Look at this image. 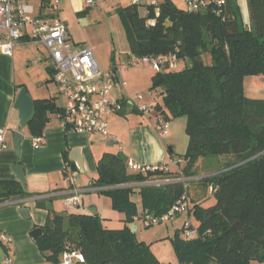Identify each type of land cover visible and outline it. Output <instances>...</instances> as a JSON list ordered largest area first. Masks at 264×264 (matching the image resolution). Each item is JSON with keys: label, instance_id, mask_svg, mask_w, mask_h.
I'll use <instances>...</instances> for the list:
<instances>
[{"label": "trees", "instance_id": "trees-1", "mask_svg": "<svg viewBox=\"0 0 264 264\" xmlns=\"http://www.w3.org/2000/svg\"><path fill=\"white\" fill-rule=\"evenodd\" d=\"M249 2L250 25H244L228 4L225 19L212 10L187 12L171 0L147 5V17L139 14V5L125 9L135 54L179 49V57L191 61L179 70L156 73L151 86L158 90L157 108L169 120L170 115L186 117L189 146L182 171L134 172L124 154L105 153L93 185L125 215L124 226L106 227L99 214L57 212L52 200L38 201L48 211L44 235L36 242L45 264H59L66 249L80 250L85 264H162L151 243L139 240L131 226L146 212L164 214L185 194L189 211L172 238L179 264L264 262V99L245 96L242 87L246 76L264 75V0ZM156 8L160 16L155 25L146 26L147 18L156 17ZM206 31L213 38L212 48ZM48 70L54 75L51 66ZM35 104V116L26 126L32 137L43 136L49 114L63 110L54 98L36 99ZM201 161L209 170L204 176L197 172ZM154 179L173 181L146 184ZM187 181L200 182L208 195L216 185L215 203L191 197ZM134 193L140 201L133 199ZM28 196L20 182H0V202ZM188 219L197 229L194 238L180 237ZM238 221L242 230L233 227ZM2 246L9 251L10 244Z\"/></svg>", "mask_w": 264, "mask_h": 264}, {"label": "crops", "instance_id": "crops-1", "mask_svg": "<svg viewBox=\"0 0 264 264\" xmlns=\"http://www.w3.org/2000/svg\"><path fill=\"white\" fill-rule=\"evenodd\" d=\"M171 1L175 5L174 1ZM249 1L228 0L229 7L236 10L237 16L244 25L251 23ZM71 3L73 9L78 13L84 11L83 8L87 4L86 0H71ZM139 6L144 7L143 17H147L149 15L147 5ZM180 9L187 11L185 6ZM155 12L156 17L147 18L146 26L155 25L156 18L160 16L159 8H156ZM204 12L206 10L199 11V13ZM62 20L67 24L73 44L77 48L84 47L85 45L74 41L68 22L63 18ZM29 44L25 40L19 41L14 47L12 55L0 51V129L7 130L5 135L7 147H0V182L18 181L12 167L15 164H23L27 177V190L30 193L28 197L0 202V234L1 232L5 233L10 244L8 252L0 245V264H45V258L37 245L38 243L30 235L35 227H43L48 218L47 209L39 207L38 201L52 200L51 205L55 210L57 204L60 203L68 210L67 212L82 214L92 213V210H96L104 223L106 219L104 216L106 214L105 202L99 204L94 201L93 196H90L92 199L88 205L85 194L100 195L93 183L98 178V162L105 153H122L128 161L132 160L137 164L168 165L171 172H178L179 167L183 165L179 166L173 163L174 160H177L174 155V140L169 136L158 135L155 129V117L141 114L136 106L131 104L127 105L121 113L111 112L107 115L110 136L100 132L67 130L62 126L57 113H51L42 136L43 144L35 147L28 128H20V114L14 106L21 90L18 86H26L35 100L54 98L58 107H64L66 99L64 98L65 101L62 102L59 100L62 94L54 80V75L48 70L52 64L46 68L49 74L45 81L49 83L46 82L43 86L32 91L28 87L25 76L28 71L23 57L29 50ZM131 53L135 54L130 45L124 54V56L126 55L124 59ZM43 60L46 59L42 57L40 61ZM97 62L103 71L110 72L120 61L114 57L112 63L100 59H97ZM119 77L127 81L125 71ZM49 80L54 81L56 88L52 87ZM134 89L127 81V85L116 88L113 95L119 99H128L135 94L136 89ZM55 91L57 93L54 94ZM14 131H20L24 135L21 144L22 150L19 154L14 150ZM72 174H74L73 182L69 180ZM211 186H213L214 192L218 189L216 185ZM75 188L87 191L80 194L79 207L68 208L64 204V198L69 196ZM24 207L30 208L29 218H25L20 213V209ZM120 218L124 226L125 215L120 214ZM138 230L139 226L137 225L136 231ZM7 258H10L12 262L7 263ZM251 264H264V262L252 261Z\"/></svg>", "mask_w": 264, "mask_h": 264}, {"label": "built area", "instance_id": "built-area-1", "mask_svg": "<svg viewBox=\"0 0 264 264\" xmlns=\"http://www.w3.org/2000/svg\"><path fill=\"white\" fill-rule=\"evenodd\" d=\"M63 0H0V51L12 55L14 47L19 41L35 43L43 46L52 61L54 80L60 93L66 99L61 112L57 113L62 126L67 130L78 132H100L110 136L107 122L109 113H121L129 104L136 106L141 114L155 117V129L159 136L165 137L170 133V120L166 114L157 108V104L146 99L143 93H138L128 99H119L113 95L118 87H125L127 81L120 79V74L130 67L150 66L156 73L165 70H179L181 58L179 49L167 54L129 56L116 64L113 71L105 72L97 62L92 46L77 48L70 38L67 24L61 18ZM135 5H157L145 0H129ZM188 12L212 10L217 16L226 18L228 0H179ZM91 6L95 0H86ZM153 92L150 93L152 95ZM6 129H0V147L6 148ZM43 144V137H33V145L39 147ZM175 165H182L183 160H174ZM129 168L134 172L147 173L148 171H169L168 165L148 166L137 164L130 160ZM181 168V167H179ZM182 170H179L181 172ZM72 174L69 178L73 182ZM185 181L184 178L177 179ZM171 179H154L146 184L161 185ZM98 190V188H97ZM81 189H73L64 199L68 208L80 206ZM211 193L214 194L213 186ZM5 202V201H4ZM189 196L185 194L167 212L157 215L146 212L140 219L145 227L159 223L173 221L185 214L189 208ZM183 235L194 238L197 229L193 227L191 219L185 221ZM9 244L5 233L0 234V245ZM7 263L12 260L7 258ZM85 255L80 250L66 249L59 264H85Z\"/></svg>", "mask_w": 264, "mask_h": 264}, {"label": "rangeland", "instance_id": "rangeland-1", "mask_svg": "<svg viewBox=\"0 0 264 264\" xmlns=\"http://www.w3.org/2000/svg\"><path fill=\"white\" fill-rule=\"evenodd\" d=\"M73 1V0H72ZM85 1V0H84ZM149 3L163 2L165 0H145ZM175 5L179 8H183V4L179 0H173ZM131 5L129 0H95V4L87 6L85 4L82 12L78 13L73 9L71 0H63L61 17L68 22L70 32L76 43L81 45L92 46L97 59L112 63L115 57L119 61L124 59L126 50L130 48L129 35L131 34V28L127 23V17L124 14L125 9ZM139 14L143 16V6L138 7ZM206 40L209 47L213 46V38L208 31H206ZM28 51L24 55L23 59L26 64L27 74L26 81L31 91L35 88L43 86L47 78V66L52 64V61L48 57L47 50L35 43L28 45ZM44 57L43 61L40 59ZM204 61L206 63L211 62L209 53L204 55ZM181 65L190 66L191 61L189 59L181 58ZM156 74V71L150 66H138L130 67L125 70V78L130 86L135 88L136 91L133 96L138 93H143L151 102L156 103L160 98L157 96L158 90H151L152 78ZM50 81L52 87L56 88L54 81ZM243 93L250 98L264 99V75H249L243 80ZM153 92L152 95L150 93ZM57 91L54 92V94ZM60 102L65 101L64 97L59 98ZM170 133L169 137H172L175 143L174 155L177 159L183 160L185 153L189 146V135L186 132V117L170 115ZM184 164V161H183ZM211 164V163H209ZM200 170H197L201 176L206 175L209 171L206 168V163L202 162L199 166ZM214 169V167L212 168ZM199 178V177H198ZM189 187V193L191 197L196 200L202 198L204 204L215 203V198L212 193H207L204 186L196 181H187ZM99 204L105 202L106 219L104 225L110 228L123 227V221L120 218V211L113 207L111 197L105 194H85L86 203L89 205L92 199ZM133 199L140 201V195L134 193ZM66 198V197H65ZM64 198V199H65ZM93 201V202H94ZM57 211L67 212L68 210L61 205L57 204ZM185 214L178 216L173 221L167 223H159L150 227H145L140 219L136 220V224L139 226V230L136 231L137 238L141 241L151 243V250L155 257L162 264H179L177 251L173 244L172 238L175 235L177 228L181 227L184 222ZM180 237L185 238L183 233Z\"/></svg>", "mask_w": 264, "mask_h": 264}, {"label": "water", "instance_id": "water-1", "mask_svg": "<svg viewBox=\"0 0 264 264\" xmlns=\"http://www.w3.org/2000/svg\"><path fill=\"white\" fill-rule=\"evenodd\" d=\"M172 23H166V27H169ZM17 96L16 101H15V109L19 111L20 114V128L23 129L25 128L34 118L35 113H36V104H35V99L30 95L28 88L26 86H23ZM24 135L20 131H14V150L19 154L21 149V144L23 140ZM81 167V166H80ZM13 172L15 173V177L17 180L20 182L22 185L23 189L25 191H28V185H27V177H26V172H25V167L23 164H15L13 167ZM30 208L24 207L20 209V213L25 217L29 218L30 214ZM92 214L97 215L96 210L91 211ZM132 230L136 232L137 225L132 224ZM234 228L242 230V224L241 222H236L233 225ZM31 237L33 238L34 241H39V239L44 235V230L43 227L37 226L35 227L31 233Z\"/></svg>", "mask_w": 264, "mask_h": 264}]
</instances>
